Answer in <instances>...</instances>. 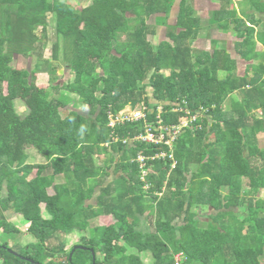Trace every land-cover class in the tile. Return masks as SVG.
I'll list each match as a JSON object with an SVG mask.
<instances>
[{
    "label": "trees",
    "instance_id": "trees-1",
    "mask_svg": "<svg viewBox=\"0 0 264 264\" xmlns=\"http://www.w3.org/2000/svg\"><path fill=\"white\" fill-rule=\"evenodd\" d=\"M68 1L0 0V264H92L89 249L94 264H264V200L246 203L241 192L264 190V0L239 9L207 0L218 9L206 29L234 32L233 54L217 41L211 52L192 48L202 27L184 0H85L79 11ZM50 15L66 80L40 63L45 37L34 32ZM149 16L169 27L154 47ZM14 55L35 60L32 70L12 68ZM43 65L50 82L64 83L29 84L25 75ZM125 109L145 117L109 127ZM193 116L174 136L166 131L169 146L139 139L147 125L157 136ZM27 149L42 162L27 163ZM6 212L31 222L32 243L9 246L19 229ZM101 217L111 223L98 225ZM87 230L74 245L86 250L69 261L63 239Z\"/></svg>",
    "mask_w": 264,
    "mask_h": 264
},
{
    "label": "rangeland",
    "instance_id": "rangeland-1",
    "mask_svg": "<svg viewBox=\"0 0 264 264\" xmlns=\"http://www.w3.org/2000/svg\"><path fill=\"white\" fill-rule=\"evenodd\" d=\"M178 2V1H177ZM184 2L187 4H185V8L189 11H191L192 15L195 16L196 18L199 19L200 22V26L202 27L200 32L196 35V39H194L191 42V46L194 50H200V51H209L211 52V48H212V42L217 41L218 45L217 47L220 46H225V48L228 50V52H230V54H233V46H234V41L236 40L233 36L234 32H231L229 30L228 35L227 34H222L220 33L217 29H214V27H212V29H206L208 26V21L209 19L212 17V12L216 11L218 9V4L217 3H210L207 0H184ZM85 3V0H69L68 4H70V6L76 10L79 11L81 10V8L83 7V4ZM178 6V3L176 5V7ZM176 10L177 8L173 9V12H171V14L169 15V19L166 21V23L168 25H174L175 24V17H176ZM155 17L154 16H149L146 19V25L148 27H150V29H152V27H155V34L154 35H149L148 36V40L150 42V44L154 47L156 46L158 43H160L161 41L166 40L165 38V30L166 28H169L167 26V24L161 26L160 25V18L157 19V21H159V26H155L156 22H155ZM41 22H45V28L42 26H39L34 34L36 36H40L43 35L45 37V39L43 40V45H44V50H43V59L44 60H40L41 64H44L45 62L51 63L53 65V67L58 70L61 71L62 73L59 75L64 76V80H66L69 77V73L67 72V67L66 64L64 62V55H63V51L62 48L56 43V38L54 35V23H53V19L52 16L50 15L47 19L45 20H41ZM234 38V39H233ZM231 39V40H229ZM223 44V45H222ZM35 64V60L28 58V57H24L22 55H14L13 57V62L11 64L12 68L17 69V70H24V71H31L33 65ZM46 64V63H45ZM39 75H35V74H30L29 76L28 73L27 75H25L27 77L28 83L29 84H36V86H39L41 88H47L51 83H54L56 85H62V83H64L61 79L55 78L52 79V82L50 78H48V74L46 72V66L43 65L42 69L40 71H38ZM33 77H35V79L33 80ZM8 73H6V79L5 81H3V83L0 86V90L1 93L6 95L8 93V89H7V84H8ZM53 96H56V94L58 92H54L52 91ZM148 96H149V100L151 104H154V100L151 98V90L148 89L147 90ZM15 109L17 110V113H20V110L23 109L22 104L18 101L15 102ZM81 113H85L86 114V107H81V109H78ZM136 110H140L141 109H136ZM185 119H182L181 121H183ZM26 152L29 154L30 156V160L27 163L30 164H35V163H41L42 160L39 158V156H37L36 154H34L33 150L27 149ZM59 179H54L52 181L53 185L58 182ZM52 186V185H51ZM242 187L245 189L246 185H242ZM144 188L147 187L145 186ZM5 188H1L0 189V196L4 197L5 196ZM241 192H243V194L245 195L244 197V201L246 203H251L252 205L257 203V200H264V190L259 191V192H250L249 190L245 189V190H241ZM47 194L48 197H52L54 195V192L52 190V187L49 188L47 190ZM227 194L226 191H223L222 196H225ZM47 208V203L46 202H42L40 204V207L37 209V212H43L44 209ZM243 212L246 211L245 214L247 213V210H242ZM148 213V212H146ZM217 212L215 210L209 211V212H204L202 216H209V215H214ZM6 218L8 220V222H10L11 224H13L16 228L19 229V233L17 235H13L11 236L8 240V244L10 247H12L13 245H19L24 246L26 243H32L34 241V239L30 236L27 235V230H29V228H32V224L30 221H25V219L22 218V216L15 214L13 212H6ZM243 214V213H242ZM199 217V220L201 222H205L203 217ZM255 220H257L259 222V219L261 218L262 215H260V213L257 215L255 213H252L251 215ZM243 217V216H242ZM263 217V216H262ZM98 225H109L111 223V218H107V217H101L100 219H98ZM260 223V222H259ZM258 223V224H259ZM90 231L87 230L83 233H73L70 236L66 237L65 239H63V242H66V248H70L71 246H74L75 244L78 243L79 238L84 236V238H88L90 235ZM1 238V235H0ZM83 247V246H82ZM85 248V247H84ZM73 250V249H72ZM90 250V249H89ZM176 259V257H175ZM143 264H147V262H144Z\"/></svg>",
    "mask_w": 264,
    "mask_h": 264
},
{
    "label": "built area",
    "instance_id": "built-area-1",
    "mask_svg": "<svg viewBox=\"0 0 264 264\" xmlns=\"http://www.w3.org/2000/svg\"><path fill=\"white\" fill-rule=\"evenodd\" d=\"M160 111L161 109L158 108V114L156 116V119L159 123H161V117H160ZM145 116L143 114V112L141 111H131L130 109H125L121 112H119L116 116L113 115H109L108 120H109V124L108 126L113 128L116 124H123V123H127V122H135L138 120L143 119ZM196 116L191 117L190 119H185L183 121L180 122V124L178 126L175 127H163L162 125H160L157 129V136L154 134L153 132V127L150 125H147L145 128V134L144 136L139 137V139L141 141H145L147 143H151V144H157V143H164L165 145L169 146L170 145V141H165L164 137L167 136L166 131L174 130L173 132V136L176 134L177 130H181L182 128H186V127H190V124L195 120ZM165 132V133H164ZM170 140H172L174 137H169ZM160 157H164L163 154H160ZM171 158V157H170ZM143 158H139V162L142 163ZM144 164H140V166L142 167ZM174 166V163L172 165V167ZM144 175V173L142 172V176ZM143 179V177H141ZM179 255L176 256V263L179 262Z\"/></svg>",
    "mask_w": 264,
    "mask_h": 264
},
{
    "label": "water",
    "instance_id": "water-1",
    "mask_svg": "<svg viewBox=\"0 0 264 264\" xmlns=\"http://www.w3.org/2000/svg\"><path fill=\"white\" fill-rule=\"evenodd\" d=\"M62 72L60 71L59 74H61ZM75 250H86V248L82 247V246H76L73 248V250L71 251L70 255H69V261L71 260V257H72V253L75 251ZM91 255H92V264H94V261H95V255L93 253L92 250H89ZM11 254L15 255V256H18V254L16 253H13L12 251H10ZM28 261V260H27Z\"/></svg>",
    "mask_w": 264,
    "mask_h": 264
},
{
    "label": "crops",
    "instance_id": "crops-1",
    "mask_svg": "<svg viewBox=\"0 0 264 264\" xmlns=\"http://www.w3.org/2000/svg\"><path fill=\"white\" fill-rule=\"evenodd\" d=\"M232 1H233V4H234L235 8L239 9L238 6H239L241 0H232ZM258 29H259V28H258ZM258 29H256V30H258ZM227 35H228V34H227ZM233 39H234V38H233ZM229 40H231V39H229ZM257 49H258V50L260 49L262 52H264V49L261 47L260 44L257 45ZM252 62H253V61H252ZM252 62H251V63H252ZM226 104H227V103H226ZM226 104H225V105H226ZM225 105H223V107H222L223 109H225V108H224ZM254 115L259 116V115H260V111H259V110L256 111V112L254 113Z\"/></svg>",
    "mask_w": 264,
    "mask_h": 264
}]
</instances>
